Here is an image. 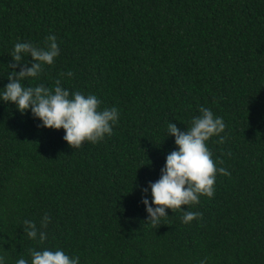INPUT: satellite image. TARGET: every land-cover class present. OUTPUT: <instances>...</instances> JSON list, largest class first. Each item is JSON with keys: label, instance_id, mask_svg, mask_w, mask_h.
I'll return each instance as SVG.
<instances>
[{"label": "trees", "instance_id": "16d2710c", "mask_svg": "<svg viewBox=\"0 0 264 264\" xmlns=\"http://www.w3.org/2000/svg\"><path fill=\"white\" fill-rule=\"evenodd\" d=\"M50 35L60 55L23 85L61 79L70 93L96 95L101 110L116 107L119 121L74 149L63 128L38 127L31 109L0 99L4 264H30L32 248L79 264H264V0H0V94L14 45L43 47ZM201 106L226 124V142L207 146L230 175L217 173L212 198L182 206L202 218L185 224L167 209L153 227L142 199L178 150L168 125L187 131ZM45 213L40 244L23 222L40 228Z\"/></svg>", "mask_w": 264, "mask_h": 264}, {"label": "clouds", "instance_id": "9594fccd", "mask_svg": "<svg viewBox=\"0 0 264 264\" xmlns=\"http://www.w3.org/2000/svg\"><path fill=\"white\" fill-rule=\"evenodd\" d=\"M31 56V67L21 62L25 57ZM60 55L56 37L50 35L45 39V46L39 47L31 42H17L11 53L15 63L9 64L12 71L8 74V83L0 99L4 102H13L21 113L31 109L34 118L42 121L38 127L59 130L63 128V139L74 149L81 148L85 142L97 144L105 136L113 134V125L119 121V110L116 107L100 109L101 100L96 95H85L80 91L70 93L62 86L61 79H56L54 87L39 84L35 87L24 86L22 81L38 77L44 65H53L55 58ZM19 68V71L15 69ZM74 73L61 72L60 77H73ZM200 116L192 119L187 131H181L175 123H170L167 128L168 135L175 137L178 150H173L167 155L166 164L161 169V177L155 182H149L152 199L149 201L145 195L142 203L146 205L149 214L147 221L155 227L160 225L161 219L168 216L167 209L174 213L183 212L181 220L188 224L193 220L202 218V213L184 211L182 206L199 204L200 197L212 198L215 193L217 173L230 175L223 167H217L212 159L213 152L207 142L214 136L219 137L215 143L223 145L226 136L220 135L225 131L226 124L222 117H215L209 108L201 106ZM223 155L231 156V152ZM218 163L223 164V159ZM144 193L148 188L143 189ZM155 205V207H153ZM51 217L45 213L40 228L31 220L23 222L26 235L43 244L47 239L46 229ZM30 264H79V257L72 258L63 250H29ZM208 258L199 261L207 264ZM5 257L0 255V264H4ZM16 264H29L25 258H19Z\"/></svg>", "mask_w": 264, "mask_h": 264}]
</instances>
